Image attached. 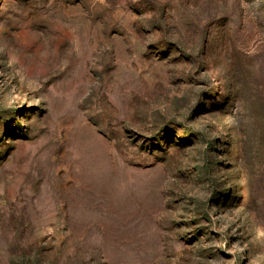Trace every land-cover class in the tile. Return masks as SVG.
<instances>
[{
  "label": "rangeland",
  "instance_id": "rangeland-1",
  "mask_svg": "<svg viewBox=\"0 0 264 264\" xmlns=\"http://www.w3.org/2000/svg\"><path fill=\"white\" fill-rule=\"evenodd\" d=\"M0 264H264V0H0Z\"/></svg>",
  "mask_w": 264,
  "mask_h": 264
}]
</instances>
